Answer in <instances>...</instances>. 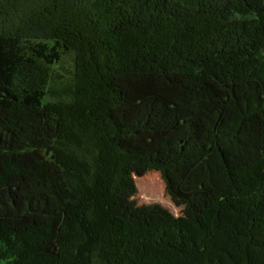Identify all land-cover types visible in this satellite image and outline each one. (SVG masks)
<instances>
[{
    "label": "trees",
    "instance_id": "obj_1",
    "mask_svg": "<svg viewBox=\"0 0 264 264\" xmlns=\"http://www.w3.org/2000/svg\"><path fill=\"white\" fill-rule=\"evenodd\" d=\"M209 156L195 218L118 210ZM0 264H264V0H0Z\"/></svg>",
    "mask_w": 264,
    "mask_h": 264
},
{
    "label": "rangeland",
    "instance_id": "obj_2",
    "mask_svg": "<svg viewBox=\"0 0 264 264\" xmlns=\"http://www.w3.org/2000/svg\"><path fill=\"white\" fill-rule=\"evenodd\" d=\"M227 148L236 162L249 154L263 153L259 134L253 130L247 131L242 141L229 142ZM173 177L179 195L167 189L160 172L133 168L127 191L117 203L118 210L137 214L140 221L146 222H157L167 214L193 219L209 196L231 189L229 179L214 156L177 168Z\"/></svg>",
    "mask_w": 264,
    "mask_h": 264
}]
</instances>
